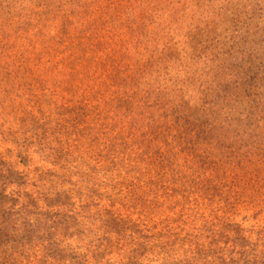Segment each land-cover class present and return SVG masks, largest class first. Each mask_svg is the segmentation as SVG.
I'll use <instances>...</instances> for the list:
<instances>
[{"label": "rangeland", "instance_id": "obj_1", "mask_svg": "<svg viewBox=\"0 0 264 264\" xmlns=\"http://www.w3.org/2000/svg\"><path fill=\"white\" fill-rule=\"evenodd\" d=\"M0 264H264V0H0Z\"/></svg>", "mask_w": 264, "mask_h": 264}, {"label": "trees", "instance_id": "obj_2", "mask_svg": "<svg viewBox=\"0 0 264 264\" xmlns=\"http://www.w3.org/2000/svg\"><path fill=\"white\" fill-rule=\"evenodd\" d=\"M56 252H57V254H61L63 251H62V249H57Z\"/></svg>", "mask_w": 264, "mask_h": 264}]
</instances>
